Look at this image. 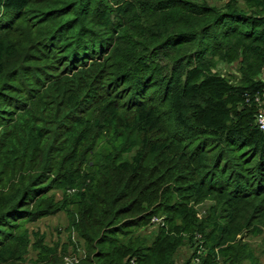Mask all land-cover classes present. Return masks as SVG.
Wrapping results in <instances>:
<instances>
[{"label":"trees","instance_id":"obj_1","mask_svg":"<svg viewBox=\"0 0 264 264\" xmlns=\"http://www.w3.org/2000/svg\"><path fill=\"white\" fill-rule=\"evenodd\" d=\"M262 108L264 0H0V264H260Z\"/></svg>","mask_w":264,"mask_h":264},{"label":"rangeland","instance_id":"obj_2","mask_svg":"<svg viewBox=\"0 0 264 264\" xmlns=\"http://www.w3.org/2000/svg\"><path fill=\"white\" fill-rule=\"evenodd\" d=\"M213 3L222 4L220 0H210ZM224 71L226 74H237L236 68H225ZM28 228L31 232L40 231L46 236V243L49 245L59 244L61 247L63 245L67 246V259L69 262L73 260H79L80 257H83L85 254L83 244L78 241V238L75 234L69 231V220L66 213L62 212L58 215L45 218L37 223L28 225ZM157 227L149 229L146 232V236H150L152 232H156ZM71 241L77 245V248L71 243ZM252 242V247L255 250L256 254H259L260 264H264V255L261 254L264 251L262 241L258 238L250 240ZM79 242V243H78ZM62 249V248H61ZM189 249L184 248L180 251L177 259L178 264H183V262L188 258ZM35 257V254L31 252L30 258Z\"/></svg>","mask_w":264,"mask_h":264},{"label":"built area","instance_id":"obj_3","mask_svg":"<svg viewBox=\"0 0 264 264\" xmlns=\"http://www.w3.org/2000/svg\"><path fill=\"white\" fill-rule=\"evenodd\" d=\"M222 2H226V1H229V0H220ZM257 124L260 128V130L264 131V108L260 109L258 114H257ZM155 222H160L159 219H155L154 220ZM79 263V260H73V262H69L68 260H66V264H78ZM220 264H225L223 261H220Z\"/></svg>","mask_w":264,"mask_h":264}]
</instances>
